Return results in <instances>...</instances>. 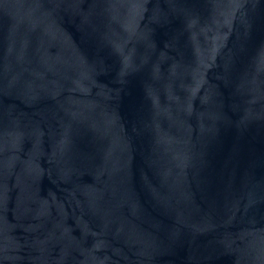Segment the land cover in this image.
<instances>
[{
	"label": "water",
	"instance_id": "obj_1",
	"mask_svg": "<svg viewBox=\"0 0 264 264\" xmlns=\"http://www.w3.org/2000/svg\"><path fill=\"white\" fill-rule=\"evenodd\" d=\"M0 264H264V0H0Z\"/></svg>",
	"mask_w": 264,
	"mask_h": 264
}]
</instances>
